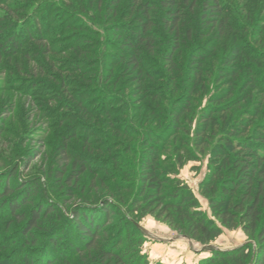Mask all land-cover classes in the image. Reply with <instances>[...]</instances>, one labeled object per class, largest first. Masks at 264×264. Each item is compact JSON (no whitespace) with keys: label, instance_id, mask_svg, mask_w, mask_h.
Instances as JSON below:
<instances>
[{"label":"trees","instance_id":"1","mask_svg":"<svg viewBox=\"0 0 264 264\" xmlns=\"http://www.w3.org/2000/svg\"><path fill=\"white\" fill-rule=\"evenodd\" d=\"M68 1L70 0H62L61 4L57 5L58 3L54 1L38 3L35 0H0L2 11L0 14V65L4 66V60H12L15 57L30 58L37 52V50L34 52L36 46L38 49L46 48L47 44L55 39L54 31L58 32L50 25H57L54 19L64 15L65 9L69 14L68 18L61 22L63 36H59V39L75 35L71 39L72 42L64 48L66 50L64 53H73L74 59L68 60L69 71L73 74H81L83 70L80 67L85 64L83 60L95 54L94 48H89L93 46L94 41L89 39L92 31L96 30L92 29V26L91 29L88 28L94 12L103 14L100 21L104 23L105 18L111 21L116 19L115 23L106 27V31L120 42L122 41L121 47L125 51L122 62L126 61L124 67L127 71L131 69L130 75L136 78L135 81L138 83L136 87L140 89L144 88L147 78H150L144 76L143 62L147 57L158 53L161 39H170L164 48V53L162 51L160 53L169 64H173L175 53L177 51L181 53L183 50L180 46L181 41L190 40L194 43L195 46L191 50L193 54L191 81L196 86L204 75L206 61L214 55L216 45L208 46V44L215 37L219 41H227L226 38L232 39L233 44L232 50L224 60L223 70L219 74L221 82L232 83L231 81L238 77L239 61L250 56L245 48L234 44L233 37L227 34V31H232V27L223 17L229 8L221 0H75L73 4ZM249 1L254 5L255 10L259 9L258 4H254L253 0ZM120 7L128 8V12L119 14ZM196 10H200V17L193 15V11ZM111 15L112 18H110ZM199 20H202L201 23L204 24L202 32L200 30L197 32L193 27L194 23L198 27ZM159 27H162L163 36L157 32ZM240 29L241 33L249 34V29L243 25ZM66 31H72V33L67 35ZM255 34L260 36L258 31L254 30L252 37ZM198 36L201 37L202 42L196 39ZM197 42L201 44L198 45ZM145 53L149 56H144ZM256 54L258 53L252 52L251 55ZM78 61H82V66L75 65ZM49 66L50 64L40 61L39 75L48 74L47 70L55 68L54 65ZM66 73L68 70L64 72ZM250 86L251 88L244 90L245 95L240 97L243 100L239 102L237 99L235 103H231L232 105L224 104L231 94L221 93L212 96L209 110L201 115L197 124L195 141L199 142L209 136L210 125L213 126L217 113L224 115L236 105L250 101L254 91L257 93L261 91L254 85ZM62 87L64 89V86ZM228 87L224 91L230 89L229 84ZM32 91L35 90L29 92ZM142 93L143 90L140 94ZM51 97L57 96L54 94ZM66 98L70 100L69 105L73 109L68 104L63 109H66V114L72 113V116L67 118L65 116L60 125H68L78 115L89 121L92 119L99 121L88 107V102L85 103L84 100L88 98L84 94L73 92ZM104 107L100 116L108 118L104 121L105 126L115 132V126L111 122L113 114H110L106 106ZM175 110L171 123L178 129L180 128L179 118L187 110L182 107ZM250 126V124L230 126L219 136L214 150L210 153L208 175L199 186L200 195L208 202L210 216L203 211L199 198L191 187L169 175L165 167L168 162L159 146L163 141L152 133L142 138V150H139L138 162L134 167L137 192L133 207H136V210H133L130 205L119 202L108 187L107 189L111 192H108V197L105 199L86 197L83 200L78 195L79 183L83 176L91 174L93 185L97 179L98 172L94 165H97L98 160H95L96 156L93 154L110 150H106L107 144L95 148L92 146L90 141L97 134L93 130L90 131L91 128L87 124L65 126L67 134L54 155L56 165L52 173L54 180L62 186V202L49 196L48 181L43 184L39 178L33 181L18 180L19 182L12 186L8 184L7 174L0 175V202L2 203L0 215L2 209H5L4 217H10L9 225L7 224V229H4L11 233L10 226L14 223L13 221L22 223L24 236L20 242L24 241L25 246L28 247L24 251L19 244H16L22 250L14 249L7 259L8 264H22L18 257L23 252H25L23 264H56L60 261L71 264L76 258L84 261V264H124L128 252L119 248L123 241L107 243V240L103 239L105 243L101 245L100 240L103 234H108V225L112 219L118 217L132 231L133 236L137 237L139 241L134 247L140 249L141 244L148 240V236L139 226L140 218L135 217L136 213L155 215L158 220L167 223L173 231L204 246L216 241L223 235L224 230L242 229L255 243V249L252 245H246L232 251L220 252L210 247L211 258L200 264H217L218 262L264 264V124L254 130L250 129ZM74 139L85 149V154L74 152L70 143ZM104 169L107 171L108 168ZM13 177L14 175L10 178ZM99 180L101 182L103 179ZM15 189H18L17 193ZM97 192L99 193L100 190L95 191ZM34 193L41 196V201L35 208H31V211L26 212L23 207L32 204ZM45 193L49 198H45ZM111 199L112 201L115 199L116 202H111ZM73 200L78 201L73 205L75 210L72 211L68 205ZM79 203L82 204L79 205ZM123 210L126 211L127 216L124 215ZM35 230H42V232L36 234L33 232Z\"/></svg>","mask_w":264,"mask_h":264},{"label":"rangeland","instance_id":"2","mask_svg":"<svg viewBox=\"0 0 264 264\" xmlns=\"http://www.w3.org/2000/svg\"><path fill=\"white\" fill-rule=\"evenodd\" d=\"M35 1L38 3L54 1L60 5L62 0ZM74 1L68 2L73 4ZM221 1L229 8L223 17L232 27V31H227V34L233 37L234 44L241 45L250 54L249 57L239 61L238 77L231 81L232 83L221 82L219 78L224 60L233 48L232 39L226 38L227 41H219L215 37L210 41L208 46L216 45V49L214 55L212 54L213 57L206 61L204 75L196 86L191 81L193 79L191 50L195 46L194 43L190 40L181 41L180 46L183 50L181 53L177 51L173 56V64H169L160 54L161 51L164 53L169 37V40L161 39L159 44L162 47L158 45V53L147 57L143 62L142 68L145 70L143 74L150 78H147L143 89L136 87L138 83L135 81L136 78L130 75L131 69L127 71L124 67L126 61L122 62V55L125 52L121 47L122 41L120 42L106 31V27L115 23L116 19L111 21L104 17V21L106 20L104 23L100 21L103 14L99 15L94 11H92L94 16L89 21L88 28L91 29L92 26V29L96 30L92 31L89 39L94 41L93 46L89 48H94L95 54L87 55L88 57L83 60L85 63L83 66L82 61L76 62L75 65L82 66L80 68L83 71L81 74H73L69 71L68 63L69 59H74L73 53H64L66 51L64 48L72 42L71 39L75 35L59 39V36H63L61 22L68 18L69 13L65 9L64 15H57L60 17L54 19L57 25L50 26L56 28L58 32L54 31L55 39L49 42L46 48L38 49L36 46L34 52L37 50L38 55L35 53L26 59L15 57L12 60H4V66L0 65V175L7 174L8 184L12 186H15L18 180L33 181L39 178L43 184L48 181L49 196L62 202V186L52 176L55 171L54 165H56L54 155L67 134L65 126L70 124L74 127L85 123L91 128L90 131L93 130L97 134L90 141L92 146L95 148L107 144L106 150L110 151L93 154L96 156L95 160H98L97 165H94L98 172L96 182L92 184L91 174L84 175L79 183L78 195L83 200L86 197L105 199L108 197V192L113 191L119 202L130 205L133 210H136V207H133L137 192L134 167L138 162L139 150H142V138L152 133L163 141L159 146L168 162L165 167L169 175L190 186L198 196L203 211L210 216L208 202L200 195L199 186L208 175L210 153L214 150L219 136L233 125L250 124V129L254 130L264 124V0H253L254 4L259 5L261 11L255 10L249 0ZM126 7H120L119 14L128 12ZM193 13L197 17L200 10ZM0 14H2L1 9ZM201 21H198L200 22L198 27L195 23L193 24L197 32L199 30L202 32L204 29ZM82 23L87 24L84 21ZM241 25L249 29V34L240 32ZM159 28L157 32L163 36L162 27ZM254 30L258 31L259 37L256 34L252 37ZM71 33L72 31H66L67 35ZM196 39L202 42L200 36ZM197 44L201 43L197 42ZM252 52L258 54L253 56ZM144 56L149 55L145 53ZM40 61L50 64L49 67L54 65L55 68L47 70L48 74L39 75ZM58 66L61 67L58 68ZM67 70L68 73L64 74ZM24 71L29 73H23ZM62 83L64 89L61 86ZM228 84L230 89L224 91L229 88ZM250 85L260 88L261 91L259 93L254 91L250 101L233 106L234 108L228 113L224 115L217 113L213 126L210 125L209 136L199 142L195 141L197 124L201 115L209 110L212 96L221 93L231 94L224 104L235 103L237 99L241 102L243 99L240 97L245 95L244 90L251 88ZM30 90L35 91L29 92ZM140 90H143L142 94ZM73 92H81L88 98L84 101L88 102V107L95 113L98 122L95 119L89 121L78 115L68 125H60L65 116L67 118L72 114H66V109L63 107L69 105L70 100L66 97ZM54 94L57 97H51ZM69 106L73 109L71 105ZM104 106L110 114H113L111 122L115 126V132L105 126L104 121L108 118L100 116L102 109H105ZM179 107L187 110L179 118L181 129L175 128L171 123L172 114L176 113L175 108ZM173 129L175 131H172ZM70 143L74 152L85 154V149L76 142V139ZM104 168H108L107 171ZM101 178L103 180L100 182ZM107 187L111 188V191ZM17 190H14L15 193ZM97 190L100 192L95 193ZM49 196L45 193V198ZM32 200V204L24 206L23 210L28 212L31 208H35L41 201V196L34 193ZM77 201L73 200L69 203L68 206L72 211L75 210L73 205ZM110 201L116 202L115 199ZM1 206L0 202V208ZM3 211L5 209H2L0 215V264H8L7 259L14 249L19 248L25 251L28 247L25 246L24 241L20 242L24 236L22 223L13 221L14 223L10 226L11 233L6 232L10 217H4ZM123 213L127 216L126 211ZM135 217L140 218L139 226L148 236V240L141 244L140 249L134 247L139 241L137 237L133 236L132 231L118 217L112 219L108 225V234H103L100 240L101 245L105 243L103 239H106L107 243L123 241L119 248L128 252L124 264H200L211 258L210 247L220 252L232 251L246 245H252L255 249V243L242 229L224 230L221 237L210 245L204 246L173 231L167 223L158 220L155 215L136 213ZM33 232L37 234L42 230ZM16 244H19L22 249ZM24 256L25 252L18 257L22 264ZM56 264L65 263L60 261ZM71 264H84V261L76 258Z\"/></svg>","mask_w":264,"mask_h":264}]
</instances>
